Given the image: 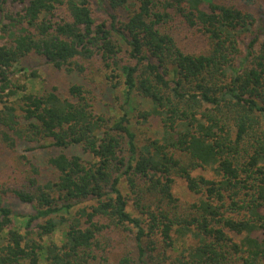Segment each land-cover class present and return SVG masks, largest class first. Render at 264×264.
Returning <instances> with one entry per match:
<instances>
[{
  "label": "trees",
  "instance_id": "1",
  "mask_svg": "<svg viewBox=\"0 0 264 264\" xmlns=\"http://www.w3.org/2000/svg\"><path fill=\"white\" fill-rule=\"evenodd\" d=\"M0 16V264H264V0H0ZM33 56L112 61L123 115L108 125L92 89L49 72L27 92L14 67ZM6 198L32 204L25 234ZM120 232L137 254L117 252ZM176 234L198 245L170 260Z\"/></svg>",
  "mask_w": 264,
  "mask_h": 264
},
{
  "label": "rangeland",
  "instance_id": "2",
  "mask_svg": "<svg viewBox=\"0 0 264 264\" xmlns=\"http://www.w3.org/2000/svg\"><path fill=\"white\" fill-rule=\"evenodd\" d=\"M19 7V6H18ZM94 15L99 21H103L106 19L105 12L102 10L100 4H95L94 6ZM1 17V16H0ZM0 22H2L0 18ZM177 37L180 44L187 49L201 51L203 49V45L200 42L202 39L197 35H194L193 32H186L185 30H177ZM0 36H4V33L0 31ZM122 61L131 60L128 57L126 51L123 53ZM110 66H106L104 62L101 61L99 56H96L94 59L87 62V68L83 73L79 72H67L66 70H57L52 64H49L44 57L41 56H33L31 58V63L27 66L22 67V65H15V74L14 78L17 83L26 84L27 92L33 94H40L46 88L44 84V80L49 73H51L52 83L58 85L59 89L62 91H68L69 86L73 83H80L88 86V88L92 89L94 95L96 96L95 100V109L96 113L102 115L106 118L108 125H112L116 120L123 115V109L125 102L122 96V87H116L117 84V67L112 63V61H108ZM24 68V69H23ZM30 70H36L38 76L37 77H28L26 75ZM22 94V91H19V95ZM1 105V103H0ZM132 120V126H136V115L133 112H130ZM135 128V127H134ZM154 131V135L156 136L158 130ZM137 133L140 139H144L148 137L149 134L152 133V128L150 126L142 127L138 124ZM156 132V133H155ZM126 139L125 145L128 146ZM12 154V160L16 163L17 152L9 151ZM37 153V152H35ZM84 156H86L83 153ZM123 191L125 193H129L127 187L124 185ZM176 194L183 200H192L193 196L191 192L188 191L186 185L181 179H177L175 186ZM5 201L8 204L13 206L14 210V219L17 228L25 234L26 232V222L30 216V214L34 213L32 204L25 202H15L11 198H6ZM92 200L87 199L83 201L79 206H88ZM129 209L137 215V211L129 205ZM117 237V252L120 249V246H125L126 250L132 252V254H137V239L133 232L123 233L120 232L118 234L113 235V237ZM179 234H176L175 245L172 249L167 251V255L170 260H173L182 255L189 247H194L198 245V239L192 236H186L184 238L178 237ZM63 239L62 230H57L54 234V240L61 244ZM113 246L116 247V240L112 243ZM119 254V253H118Z\"/></svg>",
  "mask_w": 264,
  "mask_h": 264
}]
</instances>
